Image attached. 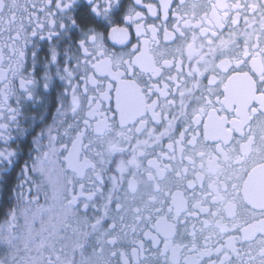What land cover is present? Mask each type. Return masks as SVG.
Masks as SVG:
<instances>
[{
	"label": "snow or ice",
	"instance_id": "6c2138e0",
	"mask_svg": "<svg viewBox=\"0 0 264 264\" xmlns=\"http://www.w3.org/2000/svg\"><path fill=\"white\" fill-rule=\"evenodd\" d=\"M56 79L0 264H264V0H0V140Z\"/></svg>",
	"mask_w": 264,
	"mask_h": 264
},
{
	"label": "flooded vegetation",
	"instance_id": "af4514ba",
	"mask_svg": "<svg viewBox=\"0 0 264 264\" xmlns=\"http://www.w3.org/2000/svg\"><path fill=\"white\" fill-rule=\"evenodd\" d=\"M125 4L129 3L130 0H123ZM147 2V0H146ZM48 43L46 41L41 42V48L39 52V56L41 60L44 58L47 50ZM119 50V49H117ZM30 63V61H29ZM39 75V73H38ZM63 91V84L58 79L54 80L53 86L49 88L47 91H44L42 86L40 91L37 93L39 99L34 102H27L22 105L23 114L19 117L20 120V128L23 131H17L13 126L9 132L5 133V135H10L11 139L5 143L3 140H0V149L7 148L9 150H16L17 156L14 157L16 163L15 167L10 170L6 185L7 187H11L16 184L18 181L24 180L23 175H18L20 173V169L23 166L25 160H28L30 155H35V153H30L29 149L31 147L32 138L35 135V131H39L40 127L46 126L48 123H51L53 119V114L56 111L58 102L57 95ZM13 107H15V100L11 101ZM64 104L67 107L70 104V97L64 100ZM40 114H43L45 117L44 123L40 124ZM35 116L36 119L33 120L31 117ZM27 119V123L25 120ZM6 122V121H0ZM31 125V127H29ZM35 129V131H33ZM28 185L25 184V189H27ZM15 202V198H9L7 191L3 186H0V222H3L5 219L4 213L7 211L9 207ZM41 202L43 203V197H41ZM21 224L23 221L21 220ZM3 249H0V255H3Z\"/></svg>",
	"mask_w": 264,
	"mask_h": 264
}]
</instances>
